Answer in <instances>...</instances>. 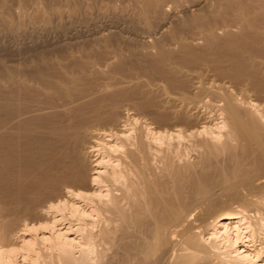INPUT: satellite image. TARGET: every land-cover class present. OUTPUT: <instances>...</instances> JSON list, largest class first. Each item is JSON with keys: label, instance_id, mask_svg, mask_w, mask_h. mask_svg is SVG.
Segmentation results:
<instances>
[{"label": "bare ground", "instance_id": "1", "mask_svg": "<svg viewBox=\"0 0 264 264\" xmlns=\"http://www.w3.org/2000/svg\"><path fill=\"white\" fill-rule=\"evenodd\" d=\"M122 2L92 51L0 60V264H264V0Z\"/></svg>", "mask_w": 264, "mask_h": 264}, {"label": "rangeland", "instance_id": "2", "mask_svg": "<svg viewBox=\"0 0 264 264\" xmlns=\"http://www.w3.org/2000/svg\"><path fill=\"white\" fill-rule=\"evenodd\" d=\"M29 1L30 0H24L22 3V4H24V6H26L24 8V11L26 13L34 12V14H36L35 18H33L34 15L31 17L33 20H31L30 17L24 18L23 25H22V27H21V29L17 35H15L13 37H5V38L1 37L2 39L0 38V41H1L0 42V60L2 62H4L5 64L11 63V65H13V64L16 66L20 65V68L22 67L25 69H30V68L33 69L35 66L32 64L35 63L34 61H37V59L40 60L42 58V55L46 56L49 59L53 58V60H55L57 58L58 59L59 58H70L71 59L72 58L71 56H80L81 53L84 52V50L87 52L94 50L95 49L94 48L95 47V45H94L95 39L93 40V38H95V35L96 36L98 35L97 34L98 29L100 30L101 28L104 27V28H108V29H112V30L117 31L120 27V25H119L118 27H112L111 28L108 25L109 24V18L113 17V15H114V13H112V12H117V11L120 12L121 7H122V11L130 10V8H127V7H129L128 5L127 6L122 5L123 4L122 0H117V1H121L119 3L116 0H113V2H112V0H37L36 4L35 3L33 4L31 1L30 2ZM18 2H19V0H6V3L8 5H12V6L16 5ZM31 3L35 6L37 5L36 6L37 9H35L34 11H33V9H34L33 7H35V6H32ZM107 3H109V4H107ZM73 4L74 5L78 4L75 7H78V6L79 7L76 8V10H74L75 8L73 9V7H74ZM69 5L70 6L72 5L73 7L71 6L72 7L71 8ZM119 7H120V9H119ZM56 8H58V11L57 10L55 11ZM96 16L99 17V18L98 17L97 18L101 22H99L98 24L101 26L95 27L92 24H90V22H86L88 25L85 23V20L88 21L89 18L91 19V18L96 17ZM36 17H37V19H36ZM107 17H109V18H107ZM80 21H82V22H80ZM119 32H121V31H119ZM122 34H124V33H122ZM118 42L120 43V44L118 43V45L121 48L123 47L122 51H124L127 54L126 49L123 50L125 48L124 47L125 44H123L124 42H121L119 40H118ZM170 46L172 47L173 45H170ZM151 50L155 51V48H151ZM127 56H128V57H126L127 61H130L131 58H132V60H131L132 63L134 62L133 60H137L134 57H132L131 55L130 56L127 55ZM24 59H26V60H24ZM140 61H142V60L138 59V63ZM21 63H23V64L21 65ZM125 63H126V60H125ZM128 63H126V64H128ZM138 63L136 61L135 65H137ZM142 63H144V65L138 64L137 66L141 67V68L142 67H144V68L148 67V63L146 64V62H144V61ZM29 64H31V65H29ZM140 65H142V66H140ZM144 68H142V69L144 71H146L145 73L149 74L150 71H148V69H144ZM133 71H135V70H133ZM144 77L145 76H143V78ZM99 220H100V218H99ZM99 220L97 219L96 223L98 221L97 224H99V226H101L102 222L100 221L101 222L100 223ZM96 223H95V225H97ZM99 226H98V228H99ZM96 227H94L95 230L98 229ZM98 244H97L98 247L95 246V248L97 250L103 248V247L100 248L99 247L100 245H98ZM78 251L75 250L74 255L78 256L80 254L79 253L80 251L79 252ZM31 253H33V252H31ZM31 253L23 254L25 257L21 256L22 255L21 253L15 254L13 256L15 260H14V263L13 262L12 263L13 264H45V262L48 260L47 256L36 258V255L31 254ZM48 253L49 252L46 251V253H44V254L47 255ZM91 253L93 256L88 255L89 257L91 256V260H93L94 258H97V256L95 257V255H94V253H95L94 251H91V250L88 251V254H91ZM96 260L94 259L93 262H95Z\"/></svg>", "mask_w": 264, "mask_h": 264}]
</instances>
